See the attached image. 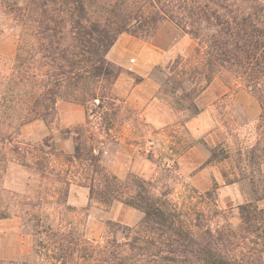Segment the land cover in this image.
Returning a JSON list of instances; mask_svg holds the SVG:
<instances>
[{"label":"trees","instance_id":"1","mask_svg":"<svg viewBox=\"0 0 264 264\" xmlns=\"http://www.w3.org/2000/svg\"><path fill=\"white\" fill-rule=\"evenodd\" d=\"M6 9L19 33L0 83L3 133L54 121L63 100L115 105L112 89L124 70L109 61L110 50L124 33L157 38L164 22L197 43L191 69L202 90L225 74L261 107L258 141L240 156L251 197L238 206L236 225L211 193L178 203L154 195L150 181L106 174L100 203H126L140 220L135 226L106 220L98 240L78 229L68 238L52 231V264H264V0H26ZM75 150L80 157L79 144ZM124 189L133 195L123 201Z\"/></svg>","mask_w":264,"mask_h":264},{"label":"rangeland","instance_id":"2","mask_svg":"<svg viewBox=\"0 0 264 264\" xmlns=\"http://www.w3.org/2000/svg\"><path fill=\"white\" fill-rule=\"evenodd\" d=\"M20 1L26 0H0V83L19 33L6 6ZM145 42L150 56L156 48L175 47L146 79L123 68L112 89L115 105L106 101L99 109L98 101L84 107L63 100L50 123L33 121L17 133L0 128L1 264H52V231L68 238L78 229L98 240L106 220L135 226L137 210L119 201L100 203L106 174L150 181L154 195L178 203L211 193L238 223V206L251 197L239 174L245 167L240 156L258 141L259 102L225 74L202 90L191 69L197 43L174 24L164 22L158 37ZM137 86L128 100L124 95ZM119 195L124 201L133 191Z\"/></svg>","mask_w":264,"mask_h":264},{"label":"crops","instance_id":"3","mask_svg":"<svg viewBox=\"0 0 264 264\" xmlns=\"http://www.w3.org/2000/svg\"><path fill=\"white\" fill-rule=\"evenodd\" d=\"M174 47L168 49L156 48L152 50L154 53L150 56L148 53H150L151 47L147 42L129 34H122L110 50L108 59L146 79L157 64L166 60ZM132 60H134L133 63ZM137 88L138 86L131 93L124 96L131 100Z\"/></svg>","mask_w":264,"mask_h":264}]
</instances>
